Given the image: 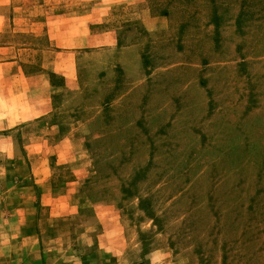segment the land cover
Masks as SVG:
<instances>
[{
  "label": "rangeland",
  "instance_id": "rangeland-1",
  "mask_svg": "<svg viewBox=\"0 0 264 264\" xmlns=\"http://www.w3.org/2000/svg\"><path fill=\"white\" fill-rule=\"evenodd\" d=\"M75 262L264 264V0H0V264Z\"/></svg>",
  "mask_w": 264,
  "mask_h": 264
},
{
  "label": "crops",
  "instance_id": "crops-1",
  "mask_svg": "<svg viewBox=\"0 0 264 264\" xmlns=\"http://www.w3.org/2000/svg\"><path fill=\"white\" fill-rule=\"evenodd\" d=\"M60 45H62V46H74V45H85V43H83V42H74V41H72V42H68V43H63V42H60ZM14 75V77L16 78V77H18V82L19 83H21L20 81L21 80H23V79H25L24 78V75L22 74V73H20V72H16V73H14L13 74ZM15 91H17V89H14ZM11 91H12V89H11ZM19 91V90H18ZM21 92H23V89L22 90H20V93ZM4 121H6V120H2V122H4ZM75 264H84V263H80V262H75Z\"/></svg>",
  "mask_w": 264,
  "mask_h": 264
}]
</instances>
